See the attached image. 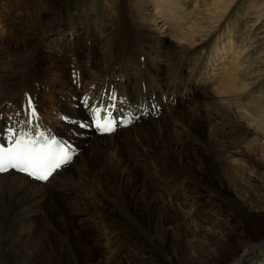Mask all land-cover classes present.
<instances>
[{
	"label": "bare ground",
	"instance_id": "bare-ground-1",
	"mask_svg": "<svg viewBox=\"0 0 264 264\" xmlns=\"http://www.w3.org/2000/svg\"><path fill=\"white\" fill-rule=\"evenodd\" d=\"M153 1L155 5L159 2ZM231 3L232 0H218L213 5V15H221ZM64 4L65 0H0V119L4 120L8 115L13 122L22 119L27 126L31 124L28 123L26 104L31 100L32 105H37L35 93L47 82L43 80L39 83L37 80L39 84H36L34 81L44 71L48 72L51 80H59L64 74L67 75L69 84L62 83L67 97L69 93L80 96L88 89L87 83L98 78V92L112 85L116 93L127 97L134 104L143 98L155 96L162 111L157 119L142 121L111 135L86 141L74 162L55 173L54 179L47 185L34 183L15 173L0 175V264H17L16 260L20 264H108V261L111 263L113 252L125 257L129 264H150L154 254L146 245V237L156 240L153 245L155 252L174 244L178 259L191 264L198 248L206 244V240L201 235L200 238H194L196 233L193 231L189 233L182 230L181 224L189 217L185 215L179 219L182 214H179L174 204H183L182 197H185L190 187L186 183L206 185L207 190L218 197L230 196L229 192L214 186L213 177L216 175L221 177L222 183L226 180L233 185L232 190L238 196L235 199L239 200H227L230 214L227 213L225 217L228 216L232 221L233 217L243 215L256 231V224L259 223L256 220L255 224L252 222V209L248 206L243 209L241 201L258 205L259 195L254 197L251 194L253 187H244L241 178L244 176L242 168L245 161H252L255 168L264 170L261 164L253 160L257 155L252 154L260 146L257 139H264V131L254 134L248 127H243L240 119L249 116L247 109L239 107L236 112L228 103L232 98L227 95L240 93L247 87L242 84L241 66L238 63L241 52L236 50L231 38L221 49L216 46V40L197 44L195 36L198 34L192 26L188 27L187 33L172 34L175 41L161 36L154 28L155 24L161 23V18L156 14L168 20L174 18L167 26L168 32L173 33L182 26V17L175 9H179V0L160 1L158 9L152 8L153 2L149 0H106V11L117 9L118 4L125 10L117 18L121 24L109 27L103 23L98 31L91 28V41L81 31L77 38L73 37V44L65 46L62 43L65 25L57 27L50 24V20L57 17V12L66 8ZM107 4L113 8L110 9ZM70 13L72 17L76 9ZM42 30L47 31V37L40 40L38 35ZM69 31L70 35L75 36L77 29ZM262 33L261 38L264 39V31ZM43 44L50 46V53H40L38 56L39 47ZM104 49L107 52L105 55L101 53ZM150 49L155 50L154 54ZM141 55L143 61L139 59ZM64 57H68L66 66ZM82 61L84 64L80 63ZM44 62L46 65H42ZM213 63H216L215 67L219 66L220 73L209 75L208 68L213 67ZM72 66L80 69L87 79L80 88L70 80ZM218 76L222 79H217ZM204 79L216 82V86L205 93L198 84ZM68 86L73 90H69ZM40 93L46 101L55 103L51 101L55 92L49 86ZM22 103L23 117L19 118L16 109ZM38 106L43 121H47L56 133L68 131L69 128L62 125L58 118L63 113L54 114L53 120H49L45 106ZM60 110L75 112L70 107ZM249 112L253 114L252 110ZM80 114L78 112L77 115ZM225 127L231 128L229 131H234L236 138L231 144H226L224 150H214V144L225 143L222 139L226 133ZM250 129L255 128L253 126ZM243 135L242 143H246L250 136L253 138L250 145L253 148L241 146ZM140 158L148 160L144 164L132 163ZM219 168L225 169L224 172L219 171ZM203 179H207L209 184ZM251 180L252 177L246 183ZM170 184L175 185L173 191H167ZM244 188L250 190L249 197L243 195ZM62 189H68L71 193L81 191L87 195L70 198L55 194ZM194 191H190L191 200L187 201V206H195L200 200ZM87 196L92 201L86 202ZM86 206L92 207L93 216H86L85 219L92 222L95 228L93 232L97 234L83 232V227L78 225L74 217L75 211L83 210ZM169 214L174 216V221L168 219ZM215 221L211 226L223 228L219 225L220 221ZM235 221L237 225L241 224L240 218ZM101 224L106 225V228H101ZM196 227L200 232L202 226L197 223ZM5 231L12 232L3 234ZM53 231L67 234V241L76 254L75 260H69L59 238L53 239ZM43 232L47 233L50 244L44 242L46 236L42 235ZM109 232L116 235V239ZM102 239L107 241L103 247L110 248L109 255L98 247H101ZM181 243L190 249L183 258L177 249L179 246L181 248ZM220 244L217 246L218 255L227 249V245ZM119 245L122 250L117 248ZM252 250L241 259L243 264L256 255ZM215 258L219 257L210 251L204 262H214ZM168 260L172 263L173 255Z\"/></svg>",
	"mask_w": 264,
	"mask_h": 264
},
{
	"label": "rangeland",
	"instance_id": "rangeland-1",
	"mask_svg": "<svg viewBox=\"0 0 264 264\" xmlns=\"http://www.w3.org/2000/svg\"><path fill=\"white\" fill-rule=\"evenodd\" d=\"M149 1L153 2L152 8H156V9L159 8L160 1L170 2V0H156L159 2L158 3L156 2V5H155V2L153 0H149ZM217 1L218 0H179V7H178L179 9H177L176 7L175 9L177 10V12H179L178 13L179 16L182 17V21H181L182 26L179 29H175L176 31H174L173 33L168 32L167 26H170L169 22L173 20L174 18L171 20H168L167 17H163V16L156 14L159 18H161L159 19L161 23L159 22L158 25L154 23L155 24L154 28L156 32H159V34L163 36L164 38H167L170 41H175L172 34L180 33V32L182 34L187 33V31L189 30L188 27L192 26L196 28V31H197L196 33L198 34L197 36H195L197 44L201 42L205 43L209 40H216V46L219 48L223 47L224 43L225 44L227 43L228 38H231L230 40L235 44L234 46L236 50H239L241 52V57H240V60H238V63L240 62V66H241L240 74H241V77H243L242 84L247 87L244 91H241L240 93H235L233 95H227L229 96L228 98H232L231 100H228L229 101L228 103H230L231 107H233L236 112L239 111L237 110L239 107H242L243 110L247 109L249 116L248 117L245 116V119L243 118L240 119L241 124H243V127L245 128L248 127L247 129L250 132L252 131L251 133L260 134L264 131V39L261 38L263 35L262 31H264L263 30L264 29V0H232V3L228 5L229 6L227 7L228 9L224 13H222L221 15L219 14L213 15L214 9H215L213 5ZM82 2H83L82 0H65L64 5H66V8H64V10L62 11L57 12L56 14L57 17L50 20L51 21L50 24H54L57 27L65 25L66 27L64 29L65 33L62 39V43L65 44V46H69L73 44L75 41L73 37L77 38L80 35L81 31L84 34H86L88 36L87 38L91 41V38L89 37L91 28L96 29L97 27V29H99L100 27H102L103 23L107 24L109 27H112L114 24H117V25L121 24V21L117 18L121 16L122 11L123 12L125 11L119 6V4L122 5L123 2H120L117 6V9L112 10V11H106V0H84V3ZM124 5H126L125 2H124ZM107 6L110 9L113 8V7H110L108 4ZM75 9H76V13L71 17L70 12L71 10H75ZM95 21H96V25H95ZM164 22H166V24L163 25ZM184 22H186L185 25H184ZM72 28L77 29L75 36L70 35L69 30H71ZM135 33L137 32L135 31ZM45 37H47V31L42 30L39 33L38 38L40 40H43ZM45 46L43 44L42 46H40L41 48L39 47L38 56L40 55V53H45V54L50 53L49 51L50 49L48 50L50 46L47 44ZM228 46L229 45L227 44V47ZM150 51L154 54L155 50L150 49ZM101 53L105 55L107 52L104 49ZM217 55L219 56V53H217ZM67 58L68 57H64V62H63L64 66H66ZM213 64H214L212 65L213 67L208 68L209 75L214 74V73H220L219 66L215 67L216 63H213ZM42 65H46V63L44 62ZM172 66H175V65H172ZM229 66H228V69H229ZM230 67H232V65ZM213 68H214V71H213ZM103 70L106 71V69H103ZM110 73L111 72L109 71V74ZM48 75H49L48 72L44 71L40 73L34 81L36 84H39L43 80H46L47 82V83L44 82V85L40 87L37 93H35V98H36L35 103L37 104V101H38V105L45 106V108L48 111L47 118L49 120H53L54 114H57V113L71 114L72 112L66 113L60 110V108L62 107H70L69 103L62 100L63 97L67 98V96L65 95L67 93H65L62 89L64 87L62 86V83L67 82L66 80L67 75L64 74V77L62 76V78L59 80H55V79L51 80V77H49ZM221 76H218L219 78L217 79L219 80L222 79ZM209 78H211V76H209ZM37 80L39 81V83L36 82ZM209 81H211V79ZM209 81L204 79L203 81L198 82V84H200L202 87L201 91H203L204 93L207 92L208 90L211 91L216 86L215 85L216 82L212 81L211 83H209ZM66 84L68 85V83ZM47 86H49L51 91L55 92L54 97L51 99V101L55 103L46 101L45 98L40 93V91H44V89H46ZM5 93L6 91L4 92V94ZM60 95L63 96L61 99H60ZM201 95L202 93L199 96ZM55 100H58L59 102ZM223 100H224V96H223ZM251 110L253 114L249 112ZM78 112L79 111H75L73 113L78 114ZM254 114L257 118L254 116ZM250 117L253 119H251ZM250 119H251V122H250ZM250 124H252V126ZM253 126L255 129H250L251 127L253 128ZM243 127L241 128L242 130H244ZM229 130H231V128H226V127L224 128V131L226 133H224V138L222 139L225 143L219 144V145L214 144V147L216 146L214 150L222 151L224 150V147L226 146V144L229 145L232 142H234L233 140L236 138L234 136L235 132L234 131L232 132ZM121 136H122V133H121ZM121 136H119V138H121ZM244 137H245L244 135L241 137V146L247 149V147H249L251 143L253 142V138L250 136L248 140L249 142L247 141L246 143H242ZM255 138L257 139V137ZM257 140L260 146H258L254 150V152H252V154L257 155V157L255 158L256 160L255 159L253 160L257 162L258 164H261L262 167H264V139H257ZM250 148H253V146H250ZM217 159L218 158H214V160H217ZM147 160H148L147 158H140V159L133 160L132 163L133 164H144ZM244 164L245 165L242 168L244 176H242L241 178V181H242L241 183L244 184V187H249V185L253 187L251 188V194L254 195V197H258L259 195V198L257 200L258 205L257 204L254 205L250 203L246 204L244 201H241V203H243V209L248 208V207L252 209L251 213L254 214V218L252 219V222H254L255 224V220H256L257 223H259V225L256 224V226L258 227L256 231L254 230V227L251 226L252 225L250 224L251 222L246 221L243 215L233 217L232 221L229 220L228 216L225 217V215L229 213L228 211L229 202L227 200L228 199L236 200L237 199L236 197L238 196H236L232 190L234 188L233 185L230 182H227L226 180L225 182L222 183L221 177L217 175L213 177V181L215 184L214 186L222 190L224 189V192H229L230 196L226 198L218 197L216 195H213L212 192H209L207 190V187H205L206 185L204 186L202 184H197L196 182H193L192 184H189V183L185 184L186 186L189 185L190 187L189 189H187L188 191H186L185 197H182L183 199L181 202L183 204L179 203L178 205L177 202L174 204V206L177 207V211H179V214H182V216L179 215V219H182V217L185 215L189 217L186 220V222H183L181 224L182 230L183 231L186 230L189 233L193 231L192 233L194 234L196 233L195 234L196 236L194 238H200V235H201L203 236L202 238L206 240V244L203 243L202 244L203 246L202 247L200 246L201 247L200 249L198 248L197 255L194 256L195 259L191 262V264H199L198 262H200V264H205V263L206 264H238V263L243 264L241 259L245 255L249 254L250 251L253 248H255L264 238V170H262V168H259V167L255 168V166H253L254 163L252 161L251 162L245 161ZM233 165H238V164L233 163ZM219 169H221L219 171H223V172L225 170L222 168H219ZM198 177L200 180H202L200 176ZM251 177H252V180L250 181V183H246L247 180H250ZM203 180L204 182H207L209 184V181L207 179H203ZM199 182L203 183L202 181H199ZM174 187H175L174 184L168 185L167 191H173L172 189ZM245 189L246 188L242 190L243 195L245 194L244 196L249 197L250 190H245ZM182 190L185 191V189L183 188ZM193 190H195L193 192L194 195L197 193V196L200 197V200L198 203H195L197 204L195 206L194 204L192 206H187L188 205L187 201L191 200L190 191H193ZM55 194H62L63 196H67L70 198H73L76 196L87 195V194L81 193V191L71 193L68 189L59 190ZM87 198L88 199H86V202L92 201V198L88 196ZM171 199L172 198H170V202H171ZM184 202L186 203V206H184L185 204ZM237 202H239V200ZM114 208L117 209L115 205H114ZM195 208H197V210H201V212L199 213L197 210H195ZM171 215L172 214H169L168 219L170 221H174V216L173 215L171 216ZM86 216L89 218L93 216L92 207L86 206L84 207L83 210H77L74 212V217L77 220L78 225L83 227V232L92 233L95 228L92 225V222L85 219ZM236 218L241 219V224L239 223L237 225L235 221ZM216 219L220 221L219 225L223 226L224 229L221 228L223 230L219 229L216 226L214 227L211 226L216 222L215 221ZM258 220L260 221L258 222ZM197 223L200 226H202L200 229L201 230L200 232L199 230H197L198 228L196 227ZM100 226L103 229L106 228V225L104 224H101ZM230 226H232V228H230ZM49 230H52V228L49 227ZM225 230H228L229 232ZM6 232L8 233L12 231H5L3 234H5ZM103 232H106V231H103ZM43 233L44 234L42 235L46 236V237L44 236L45 237L44 242H48V244H50L49 241H47V233L46 232H43ZM93 233L97 234L96 231ZM109 234L112 235L111 232H109ZM56 237L59 238L58 240H60L61 244L64 245V248H65L64 250L67 251L66 253L68 254L69 260L70 261L75 260L76 254H74L73 246L69 244V241H67L68 239L67 234L62 233V232L53 231V239H55ZM112 237L116 239V235H112ZM146 241L148 243L146 245L149 248V251L154 254L152 256V260L150 264H189L188 261L178 259V257L174 253V249L176 248L174 244L173 245L169 244V246L167 245L166 247H164V250L155 252L153 245L156 240L151 239V237H146ZM106 242H107L106 239H102L100 241L101 247L100 246L98 247L102 251L108 253L107 255H109L110 248L104 249L103 247V245L106 244ZM219 243L221 244L224 243L225 245H227V249L225 252L221 253L222 255L217 254L218 252L217 246ZM137 246L139 247L141 245H137ZM117 248L121 249L122 246L119 245L117 246ZM177 249L180 250V253L182 254V258L183 256L188 255V252L190 251V249L186 248V245L185 244L182 245V243H181V248L179 246V248ZM210 251L211 253H213L215 257H219V258H215L214 262H210L211 260H208V262H204L208 259V254ZM165 253L168 254L167 255L168 257L165 256ZM117 254L118 252H113L111 263L110 261H108V264L109 263L110 264H129L126 261L125 257H122L121 255H117ZM170 255H173L172 263H170L168 260ZM16 262L17 264L21 263V262H18L17 260ZM247 264H264V246L263 248H261V250L257 252V254L252 259H248Z\"/></svg>",
	"mask_w": 264,
	"mask_h": 264
},
{
	"label": "snow or ice",
	"instance_id": "snow-or-ice-1",
	"mask_svg": "<svg viewBox=\"0 0 264 264\" xmlns=\"http://www.w3.org/2000/svg\"><path fill=\"white\" fill-rule=\"evenodd\" d=\"M110 99L115 100V97L112 96ZM83 102L85 106H89L87 98ZM108 108L109 106L102 101L99 106H90L93 124L98 131H114L115 121L109 118ZM101 112L106 114L103 120ZM26 114L29 116L28 123H31V118L36 115L31 100L28 101ZM130 122V119L125 121ZM85 126L87 125H81ZM73 153L74 149L70 143L42 131L35 133L24 131L18 129L16 124L0 130V173L14 169L46 181L53 172L71 161Z\"/></svg>",
	"mask_w": 264,
	"mask_h": 264
},
{
	"label": "water",
	"instance_id": "water-1",
	"mask_svg": "<svg viewBox=\"0 0 264 264\" xmlns=\"http://www.w3.org/2000/svg\"><path fill=\"white\" fill-rule=\"evenodd\" d=\"M264 246V239L263 241L256 247L252 250L253 253H257L262 247Z\"/></svg>",
	"mask_w": 264,
	"mask_h": 264
}]
</instances>
